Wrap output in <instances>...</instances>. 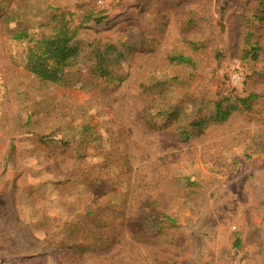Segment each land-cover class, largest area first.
Here are the masks:
<instances>
[{
	"label": "rangeland",
	"instance_id": "rangeland-1",
	"mask_svg": "<svg viewBox=\"0 0 264 264\" xmlns=\"http://www.w3.org/2000/svg\"><path fill=\"white\" fill-rule=\"evenodd\" d=\"M0 264H264V0H0Z\"/></svg>",
	"mask_w": 264,
	"mask_h": 264
},
{
	"label": "trees",
	"instance_id": "trees-1",
	"mask_svg": "<svg viewBox=\"0 0 264 264\" xmlns=\"http://www.w3.org/2000/svg\"><path fill=\"white\" fill-rule=\"evenodd\" d=\"M68 29L67 23L64 22L59 25L56 35L35 42L27 56L26 65L31 72L47 80H59L62 68L73 54L69 45L71 35L68 34Z\"/></svg>",
	"mask_w": 264,
	"mask_h": 264
}]
</instances>
